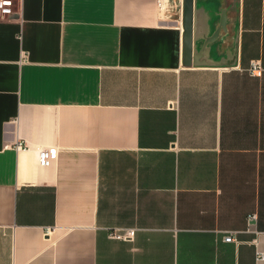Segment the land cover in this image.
<instances>
[{
    "label": "crops",
    "instance_id": "1",
    "mask_svg": "<svg viewBox=\"0 0 264 264\" xmlns=\"http://www.w3.org/2000/svg\"><path fill=\"white\" fill-rule=\"evenodd\" d=\"M18 3L0 18V264H264V0L199 1L201 32L223 9L228 32L198 50L220 61L237 38L233 67L184 65L183 0Z\"/></svg>",
    "mask_w": 264,
    "mask_h": 264
},
{
    "label": "water",
    "instance_id": "2",
    "mask_svg": "<svg viewBox=\"0 0 264 264\" xmlns=\"http://www.w3.org/2000/svg\"><path fill=\"white\" fill-rule=\"evenodd\" d=\"M199 1L200 0H183V27H184V55L183 62L184 65L195 67L199 66H211L216 65L218 67H233L237 63V38L234 40V46L227 53L229 56L220 61H208L209 57V48L203 47L201 50H198V40L200 37H203L206 41H217L222 43L225 41L226 36L220 37L221 31L223 30L225 34L228 32L227 29V17L226 11L223 9L221 11V19L219 26L213 32L211 37L204 35L205 33L201 32V25L199 19ZM220 37V38H219Z\"/></svg>",
    "mask_w": 264,
    "mask_h": 264
},
{
    "label": "built area",
    "instance_id": "3",
    "mask_svg": "<svg viewBox=\"0 0 264 264\" xmlns=\"http://www.w3.org/2000/svg\"><path fill=\"white\" fill-rule=\"evenodd\" d=\"M168 0H158L159 6L162 8L166 5ZM19 0H0V18H12L18 13ZM250 73L254 76H260L262 74V67L258 61H253L252 65L249 69ZM20 149L21 146H18ZM57 150L48 149L41 150L38 152V160L39 164L43 167L49 166L56 158H57ZM250 219H256L255 216H251ZM135 236L134 230H126L125 232L114 231L111 235L113 239L118 240H132ZM235 239L233 234H229L225 237V242L231 243L234 242ZM257 260L264 261V255L260 252L257 253Z\"/></svg>",
    "mask_w": 264,
    "mask_h": 264
}]
</instances>
